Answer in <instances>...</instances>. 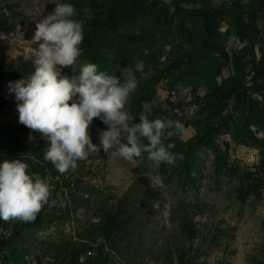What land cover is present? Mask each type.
Segmentation results:
<instances>
[{
	"label": "rangeland",
	"instance_id": "1",
	"mask_svg": "<svg viewBox=\"0 0 264 264\" xmlns=\"http://www.w3.org/2000/svg\"><path fill=\"white\" fill-rule=\"evenodd\" d=\"M105 1L0 0L29 17L14 33L0 34V61L22 56L34 62L36 23L55 3H71L85 30L90 18L106 17ZM131 1L122 0L126 7ZM138 2L135 17H117L102 28L94 45L98 60L80 56L76 67L94 63L123 79L126 68L142 61L127 110L139 122L148 102L150 119L181 121L186 133L166 143L200 139L188 160L194 183L181 181L186 157L172 149L182 156L173 164L146 154L131 164L110 159L101 147L79 173L68 174L69 188L53 192L62 202L46 206L35 222L0 220V264L53 262L65 246L87 241L109 214L123 226L115 242L100 244L99 237L93 243L107 258L103 264H264V0ZM62 75H79V69L63 68ZM228 79L236 88L216 105L214 93L228 88ZM19 80L0 81V124H19V102L9 89ZM42 231L47 235H38Z\"/></svg>",
	"mask_w": 264,
	"mask_h": 264
},
{
	"label": "clouds",
	"instance_id": "2",
	"mask_svg": "<svg viewBox=\"0 0 264 264\" xmlns=\"http://www.w3.org/2000/svg\"><path fill=\"white\" fill-rule=\"evenodd\" d=\"M55 3V2H53ZM52 13L36 23L33 37L36 49L35 71L25 80L10 82L15 93L19 123L38 132L48 142L44 159L61 174L78 168V161L99 155L101 147L110 159H123L136 164L146 154L157 164H173L182 156L174 154L173 135L182 137L185 125L179 120L150 119L153 104L145 102L137 117L127 110L139 81L135 72L145 65L138 61L135 70L126 68L123 79L86 63L77 68L84 40L82 23L71 3H55ZM79 69V75H62V69ZM94 118L101 120L106 130L99 133L100 144L93 143L90 134ZM30 165L21 159L0 164V220L4 222H35L43 209L54 207L60 200L47 179L29 172ZM155 183L163 187L157 176ZM38 235H47L40 232Z\"/></svg>",
	"mask_w": 264,
	"mask_h": 264
},
{
	"label": "trees",
	"instance_id": "3",
	"mask_svg": "<svg viewBox=\"0 0 264 264\" xmlns=\"http://www.w3.org/2000/svg\"><path fill=\"white\" fill-rule=\"evenodd\" d=\"M130 7H126L122 0H106L102 3L107 8L105 18L100 16L90 18L88 25L90 29L84 30V40L81 44L82 57L91 61H97L98 55L94 50L95 42L98 40L103 27L110 26L111 22H115L117 17L131 19L138 14V0H132ZM91 6V0H89ZM29 21L28 15L18 8L14 2H0V34L14 33L19 26ZM91 26L94 29H91ZM35 71L34 62L25 57L10 58L0 61V81L7 78L25 79ZM226 81V80H225ZM228 88L219 90L214 93L217 97L216 105L226 103L236 88V84L228 79ZM103 122L94 118L90 134L93 143L100 140L99 133ZM200 144L198 137L189 139L182 145H175L172 149L175 152L184 154L186 161L182 163L183 168L179 171V177L184 184H193L194 179L190 175V153L193 148ZM48 142L38 132H33L21 123L15 125L0 124V164L5 160L21 159L30 165L29 172L39 174L42 179H47L56 192L60 186L69 188L67 180L70 177L68 174H76L80 172L82 161H78V168L74 171H69L61 175L53 166V164L44 159L45 151L48 147ZM68 176V177H66ZM239 194L244 195L242 189H239ZM122 223L111 214L104 216L99 224H96V232L91 230L87 235V241L79 242L65 246L60 255L53 257L54 261L48 264H103L107 262V258L103 256L101 247H98V252L95 253L97 238H102L104 242H115L122 232ZM185 232L190 237L194 236L192 227L185 225ZM96 233V234H95ZM84 255L85 260L80 261V257ZM56 261V262H55ZM181 261L184 262L183 257Z\"/></svg>",
	"mask_w": 264,
	"mask_h": 264
}]
</instances>
